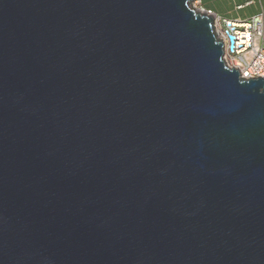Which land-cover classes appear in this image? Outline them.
<instances>
[{"label":"water","instance_id":"1","mask_svg":"<svg viewBox=\"0 0 264 264\" xmlns=\"http://www.w3.org/2000/svg\"><path fill=\"white\" fill-rule=\"evenodd\" d=\"M195 1L0 0V264H264V79Z\"/></svg>","mask_w":264,"mask_h":264},{"label":"built area","instance_id":"2","mask_svg":"<svg viewBox=\"0 0 264 264\" xmlns=\"http://www.w3.org/2000/svg\"><path fill=\"white\" fill-rule=\"evenodd\" d=\"M201 1L198 0V4ZM238 6L236 9H242ZM214 17V31L223 44V61L244 79H264V25L260 15L247 20L223 18L199 7ZM232 39V40H231Z\"/></svg>","mask_w":264,"mask_h":264},{"label":"rangeland","instance_id":"3","mask_svg":"<svg viewBox=\"0 0 264 264\" xmlns=\"http://www.w3.org/2000/svg\"><path fill=\"white\" fill-rule=\"evenodd\" d=\"M196 2H198V0L192 4V7H202L205 9L211 8L214 12H217L222 16L241 20H245L252 14H257L261 12L264 13V0H262L261 2L257 1V4L255 6H252L243 11L235 10V5L238 4L240 0H204L206 5H204L203 1H201L199 4H195Z\"/></svg>","mask_w":264,"mask_h":264},{"label":"crops","instance_id":"4","mask_svg":"<svg viewBox=\"0 0 264 264\" xmlns=\"http://www.w3.org/2000/svg\"><path fill=\"white\" fill-rule=\"evenodd\" d=\"M200 1H203L204 2V0H200ZM257 1L258 2H261L262 0H240V2L235 5V10L236 11H243L245 9H248V8H250L252 6H255L257 4ZM204 5H206L205 2H204ZM238 6H242L243 8L240 9V10H237L236 8ZM208 10H211L212 13H214L215 15H217L219 17L230 18V17H227V16H222V15L218 14L217 12H214L211 8H209ZM257 15H260L262 17V19H263V25H264V13L263 12L257 13V14H252L251 16H249L248 18H246L245 20L250 19V18H252L254 16H257ZM230 19H236V18H230Z\"/></svg>","mask_w":264,"mask_h":264},{"label":"bare ground","instance_id":"5","mask_svg":"<svg viewBox=\"0 0 264 264\" xmlns=\"http://www.w3.org/2000/svg\"><path fill=\"white\" fill-rule=\"evenodd\" d=\"M195 4H198V2H196Z\"/></svg>","mask_w":264,"mask_h":264}]
</instances>
